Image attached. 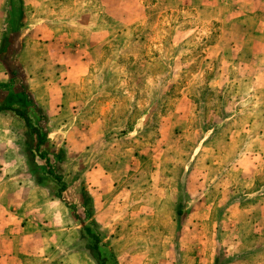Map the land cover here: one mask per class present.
I'll return each instance as SVG.
<instances>
[{
	"label": "rangeland",
	"instance_id": "obj_1",
	"mask_svg": "<svg viewBox=\"0 0 264 264\" xmlns=\"http://www.w3.org/2000/svg\"><path fill=\"white\" fill-rule=\"evenodd\" d=\"M144 2L148 7L142 21L124 25L112 40L92 46L95 49L87 54L91 60L89 73L79 79L76 91H70L62 99L55 117L43 115L42 107H36V102L42 106V99L29 95L30 85L24 75L0 83V105L7 102L11 107L26 109L31 116L23 103L25 97H31L34 125L45 133V141L36 153L37 138L29 134L24 119L11 110H3L0 120L10 122L11 145L22 162L21 168L28 169L30 180L45 188L46 193L56 194L60 184L46 166L48 159L55 165V174L68 184L66 189L70 190L64 196L69 201L74 199L72 189L81 180V172L93 165L95 153L102 154L110 145L114 148L129 145L137 150L136 155L144 165L138 170V176L127 181L137 193L122 196L135 210L119 209L116 210L118 218L112 219V214L104 218L112 232L109 237L115 253L123 264H169L170 259L175 260V253L178 258L180 247L187 251L193 249L190 242L204 241L201 226L210 228L208 233H214L213 239L218 234L217 253H220V262L226 264L230 261L227 250L264 245L263 194L253 199L245 197L242 207L248 205V212L231 209L227 219L217 213L218 204L223 203L220 198L224 188H229L230 183H239L238 190L244 188L251 181L257 162L261 164L258 180L264 182V163L257 151L253 152L255 146L259 151L264 150L261 139L264 133V14L254 13L255 18H243L246 12L234 11L235 0ZM206 4L211 6L208 15L203 16L207 21H202L198 7ZM101 17L107 23L105 14L101 13ZM2 24L0 31L4 32L1 28L5 24ZM37 70L34 72L37 75L54 76L52 69ZM93 121L101 122V138L92 153L90 146L72 153L74 149L63 135L53 141L49 137L56 130L61 133L73 127L85 130ZM39 150L43 151V157ZM66 151L71 154L67 155ZM190 170L193 178L203 176L209 183L212 180L214 187H210L209 194L216 199L217 207L213 209L216 212H212V222L202 217L184 222L180 247L175 250L174 222L168 217L174 207L172 179L175 180V174L181 175L183 182L187 176L183 172ZM79 196L81 201L85 198L81 193ZM161 196L167 198L162 218L152 220L148 202ZM202 196L199 189L194 198L196 210L204 208ZM138 200L147 202L146 212L136 210ZM84 206L90 208L89 203ZM139 224H154L162 230L152 242L149 238L154 228L149 226L138 242L137 233H131L133 239L126 242L124 233ZM98 232L103 235L102 230ZM90 239L91 248L94 239ZM259 251L249 255L248 264H264V250ZM135 254H139L138 258L128 262ZM189 257L192 258L189 264H193V256H187L186 252L183 261ZM93 260L92 257L82 263L94 264Z\"/></svg>",
	"mask_w": 264,
	"mask_h": 264
},
{
	"label": "crops",
	"instance_id": "obj_2",
	"mask_svg": "<svg viewBox=\"0 0 264 264\" xmlns=\"http://www.w3.org/2000/svg\"><path fill=\"white\" fill-rule=\"evenodd\" d=\"M235 1L234 11L246 12L243 18H255L254 13L264 14V0ZM210 6L206 4L198 7L202 21H207L203 16L208 15L207 10ZM147 7L144 0H20V3L16 0H0V24L3 22L8 29L3 27L1 29L4 32L0 31V83L11 77L24 75L30 85L27 87L30 91L29 95L42 99V106L36 102V107L39 109L42 107L43 115L49 118L55 117L58 108L61 107L62 99L67 98L70 91H76L79 87V79L89 73L91 60L87 54L95 49H92V46L112 40L123 30L124 25L142 21ZM101 13L108 18L107 23L102 19ZM252 21L255 23L254 20ZM39 68L52 69L54 76H48L47 73L35 74L34 72ZM31 97H25L23 103L31 112L33 117L28 116L34 124V105L28 100ZM12 108L16 107H11L7 102L0 105V111L11 110L15 113ZM100 123L93 121L85 130L81 127H73L64 133L56 130L49 137L52 140L63 135L64 140L72 145L74 149L72 153L81 152L87 146L92 147V153L95 150V143L101 138ZM11 129L10 122L0 120V264H83V260L90 261L92 257L95 259L94 264H99L91 253L92 250L90 251L93 245L89 247L92 234L99 239L97 248L105 264H123L122 259L120 260L119 255L115 253L109 237L112 232L104 218L107 216H113L112 219L118 218L119 209L135 210L134 207L128 206V201L126 203L122 196L134 193L135 188L127 181L138 176L140 173L138 170L144 165L139 155H136L137 150L131 149L129 145L115 148L110 145L102 154H93V165L84 172L77 170L81 172V180L73 187L74 199L69 201L64 196L69 188L58 196L46 193L45 188L38 187V184L30 180L28 169L21 168L22 162L11 145ZM29 134L33 136L31 132ZM261 139L264 141V133H261ZM256 151L264 163V150L259 151L255 146L253 152ZM34 152L36 153V150ZM39 154L42 155L43 151L39 150ZM66 154L70 155L71 152L66 151ZM260 168L261 164L257 162L253 168L252 179L245 183L244 188L238 190L239 183H230L229 188H224L223 197L220 198L223 203L218 204L220 210L217 213L220 212L221 216L227 219V212L231 209L233 212L237 210L238 213L249 211L246 207L248 205L242 207L245 197L253 199L259 194L264 195V182L258 180ZM191 170L183 172L187 175L183 182L178 181L177 174L174 175L175 180L172 179L174 207L171 212L169 211L168 217L174 222L175 250L178 245L180 247L179 239L184 222L200 217L212 222L214 218L212 216L216 212H213L217 207L216 199L213 200L212 195L209 194L210 187H214L212 180L209 183L203 176L193 178ZM81 184L91 200L89 210L85 209L80 200ZM179 187L183 188L182 192L189 196V200L186 205L188 211L182 226L178 229L175 220L177 210L175 201L180 194ZM199 189L203 193L204 208L196 210L194 198L199 193ZM138 201L140 204L136 205V210L146 212L144 204L147 202ZM166 202L167 198L164 196L148 202L147 210L151 213L149 218L152 220L162 218V207ZM202 213L204 216H201ZM243 215L248 217V214ZM150 225L139 224L133 226V229L129 228L124 233L123 239L131 242L133 239L131 233H137L140 235L139 238H135L138 242L143 235L141 233H145L149 226L150 229L154 228L153 235L149 238L151 241L153 237L160 235L162 229L154 224ZM97 229L102 230L103 235ZM209 229L201 226L199 230L204 231V241H201V244L190 242L193 246L191 250L184 251L180 247L178 258L175 253V260L170 259L167 263L189 264L188 261L192 258L183 261V254L186 252L187 256H193V264H215L216 256L219 255L217 253L219 238L216 234L213 239L214 233H208ZM208 234L211 235V239ZM82 241L87 244H83ZM242 249L241 246L236 251L226 249L230 258L226 264H248L251 262L248 260L249 255L264 250V245L251 244ZM138 255H132L127 261L136 260ZM72 259L73 262H70Z\"/></svg>",
	"mask_w": 264,
	"mask_h": 264
},
{
	"label": "trees",
	"instance_id": "obj_3",
	"mask_svg": "<svg viewBox=\"0 0 264 264\" xmlns=\"http://www.w3.org/2000/svg\"><path fill=\"white\" fill-rule=\"evenodd\" d=\"M17 3H20V0H16ZM11 74H13V72H11ZM30 101V99H29ZM3 107H6L8 109H11L10 107H7V106H3ZM13 109V108H12ZM15 114L18 115L19 117H21L22 119H24V122L26 124V126L29 128L31 134H35L36 138H37V143L35 144V150L38 151L37 149L39 148V146L45 141V133L44 132H40V130L37 128L36 125L32 124L29 116H28V112L26 109H23V108H14L13 109ZM40 157H43L44 154H39ZM47 164V165H46ZM46 166L49 167V172H51L53 174V177H55V179L57 180V182L60 184V187H59V190L56 192V195L58 196H61V193L66 190L67 188V185L65 183V181L61 178L60 175L58 174H55V165H51L49 160L46 159ZM181 178V175L178 176V181L180 182V178ZM83 184V183H82ZM81 184V194L82 195H85V198L83 197L82 199V203L84 205H86L87 203H89V207H90V197L87 195V193L85 192V188L84 186ZM183 188L182 187H179V196L177 198V200L175 201V206L177 207V210H176V226L177 228L179 229L182 225V221L188 211V208L186 207L187 205V201L189 200V196L185 193L182 192ZM87 209V208H86ZM90 208H88L87 210H89ZM87 231H89V229H87ZM92 237L94 239V243H93V246H92V250H93V255L95 258H97L98 260V263L99 264H105V260L104 259H101L100 258V254H99V251H98V248H97V243L99 241L98 237L93 235L92 234ZM220 253L219 255L216 256V259H215V264H218L220 263ZM221 264V263H220Z\"/></svg>",
	"mask_w": 264,
	"mask_h": 264
}]
</instances>
